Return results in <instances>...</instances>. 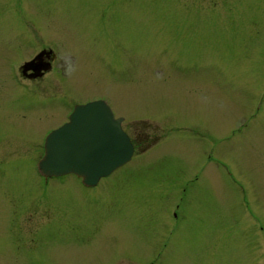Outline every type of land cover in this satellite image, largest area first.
Wrapping results in <instances>:
<instances>
[{
	"label": "rangeland",
	"instance_id": "obj_1",
	"mask_svg": "<svg viewBox=\"0 0 264 264\" xmlns=\"http://www.w3.org/2000/svg\"><path fill=\"white\" fill-rule=\"evenodd\" d=\"M99 99L130 162L40 190L44 138ZM0 187V264H264V0H0Z\"/></svg>",
	"mask_w": 264,
	"mask_h": 264
},
{
	"label": "water",
	"instance_id": "obj_2",
	"mask_svg": "<svg viewBox=\"0 0 264 264\" xmlns=\"http://www.w3.org/2000/svg\"><path fill=\"white\" fill-rule=\"evenodd\" d=\"M102 100L78 105L69 121L45 139L40 169L48 177L77 175L97 183L127 164L133 145Z\"/></svg>",
	"mask_w": 264,
	"mask_h": 264
},
{
	"label": "flooded vegetation",
	"instance_id": "obj_3",
	"mask_svg": "<svg viewBox=\"0 0 264 264\" xmlns=\"http://www.w3.org/2000/svg\"><path fill=\"white\" fill-rule=\"evenodd\" d=\"M56 60H58V53H56V51H54L52 48L49 49V53H47V51L44 50V49L41 50L30 61H28L26 64L24 63L25 64L24 66H21V68H20L21 78L20 79L22 80V78H23V79L27 80V79H29L28 77H32V78H34L33 80H36V79L42 78V76L44 74H46L48 71H50V69L52 68V64L55 63ZM45 68H48L47 71L45 70ZM23 69L24 70L26 69V72L28 73L27 75H25L23 73ZM11 76H12V79H13L14 82H18L19 83V79L15 75H11ZM29 80H31V79H29ZM85 103H87V102H85ZM74 105H77V104H72V106H74ZM67 115H66V117H67ZM42 150H43V147H42ZM34 171H35L34 172L35 176H36V178L38 179V181L40 183L39 188H40V190L43 191V179H41L38 176L37 171H36V164L35 163H34ZM5 184H6L5 187L8 188V186L11 183L10 184L5 183ZM79 186H81V185L79 184ZM5 187H2V189H5ZM31 188H32L31 191L34 194L35 191L33 189V186H31ZM92 188H94V187H92ZM13 197H15V196H13ZM16 199H17L16 200L17 203H16V206L13 208V214H14L13 216H17V215L20 214L22 203L26 202V198L24 200H20L18 198H16ZM135 264H144V262H137L136 261Z\"/></svg>",
	"mask_w": 264,
	"mask_h": 264
},
{
	"label": "clouds",
	"instance_id": "obj_4",
	"mask_svg": "<svg viewBox=\"0 0 264 264\" xmlns=\"http://www.w3.org/2000/svg\"><path fill=\"white\" fill-rule=\"evenodd\" d=\"M64 65H65V76L71 79L75 73L77 72L76 64L71 60L70 55L66 54L64 57ZM50 73H46L49 75Z\"/></svg>",
	"mask_w": 264,
	"mask_h": 264
}]
</instances>
